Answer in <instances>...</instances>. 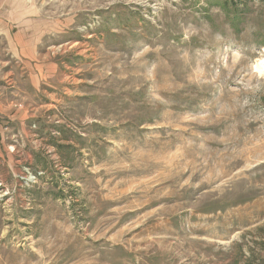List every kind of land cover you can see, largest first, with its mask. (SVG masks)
<instances>
[{
    "label": "rangeland",
    "instance_id": "obj_1",
    "mask_svg": "<svg viewBox=\"0 0 264 264\" xmlns=\"http://www.w3.org/2000/svg\"><path fill=\"white\" fill-rule=\"evenodd\" d=\"M238 1L235 28L207 0H0L62 71L1 137L0 264H264V0Z\"/></svg>",
    "mask_w": 264,
    "mask_h": 264
},
{
    "label": "crops",
    "instance_id": "obj_2",
    "mask_svg": "<svg viewBox=\"0 0 264 264\" xmlns=\"http://www.w3.org/2000/svg\"><path fill=\"white\" fill-rule=\"evenodd\" d=\"M46 33L37 20H0V141L4 135L20 136L15 128L24 129L29 107L43 106L49 96L54 97L53 83L61 82L62 71L41 46ZM257 243L252 246L254 256ZM258 263L254 258L252 264Z\"/></svg>",
    "mask_w": 264,
    "mask_h": 264
},
{
    "label": "trees",
    "instance_id": "obj_3",
    "mask_svg": "<svg viewBox=\"0 0 264 264\" xmlns=\"http://www.w3.org/2000/svg\"><path fill=\"white\" fill-rule=\"evenodd\" d=\"M208 2V0H207ZM223 3L221 2H208L209 3V6H214V5H220V9L223 10V11H226V15H232V13L234 14L232 17V20H229L231 21V25L235 28L238 27V23L240 22V20H238L240 17H239V14H238V4H239V1L238 0H223L222 1ZM231 7V8H229ZM233 8L232 10V13L230 14V12H228L227 10H230Z\"/></svg>",
    "mask_w": 264,
    "mask_h": 264
},
{
    "label": "bare ground",
    "instance_id": "obj_4",
    "mask_svg": "<svg viewBox=\"0 0 264 264\" xmlns=\"http://www.w3.org/2000/svg\"><path fill=\"white\" fill-rule=\"evenodd\" d=\"M256 69L264 71V58L259 61V63L256 65Z\"/></svg>",
    "mask_w": 264,
    "mask_h": 264
}]
</instances>
